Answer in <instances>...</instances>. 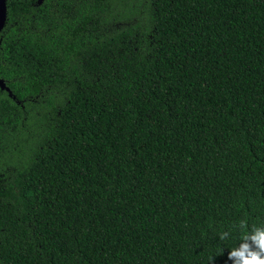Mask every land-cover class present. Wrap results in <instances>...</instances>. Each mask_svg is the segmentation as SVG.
<instances>
[{
  "label": "trees",
  "instance_id": "16d2710c",
  "mask_svg": "<svg viewBox=\"0 0 264 264\" xmlns=\"http://www.w3.org/2000/svg\"><path fill=\"white\" fill-rule=\"evenodd\" d=\"M0 80V264H231L264 223V0H6Z\"/></svg>",
  "mask_w": 264,
  "mask_h": 264
},
{
  "label": "clouds",
  "instance_id": "9594fccd",
  "mask_svg": "<svg viewBox=\"0 0 264 264\" xmlns=\"http://www.w3.org/2000/svg\"><path fill=\"white\" fill-rule=\"evenodd\" d=\"M228 236V231L220 234L221 239ZM239 240L238 245L227 252L231 264H264V223L241 232Z\"/></svg>",
  "mask_w": 264,
  "mask_h": 264
},
{
  "label": "water",
  "instance_id": "95a60500",
  "mask_svg": "<svg viewBox=\"0 0 264 264\" xmlns=\"http://www.w3.org/2000/svg\"><path fill=\"white\" fill-rule=\"evenodd\" d=\"M5 20H6V0H0V32L4 27ZM3 88L8 91V89L4 86V84L0 80V89Z\"/></svg>",
  "mask_w": 264,
  "mask_h": 264
}]
</instances>
